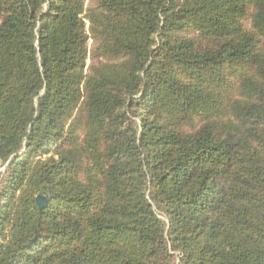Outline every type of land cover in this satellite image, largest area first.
<instances>
[{
  "label": "trees",
  "instance_id": "16d2710c",
  "mask_svg": "<svg viewBox=\"0 0 264 264\" xmlns=\"http://www.w3.org/2000/svg\"><path fill=\"white\" fill-rule=\"evenodd\" d=\"M0 162V264H264V0H0Z\"/></svg>",
  "mask_w": 264,
  "mask_h": 264
},
{
  "label": "water",
  "instance_id": "95a60500",
  "mask_svg": "<svg viewBox=\"0 0 264 264\" xmlns=\"http://www.w3.org/2000/svg\"><path fill=\"white\" fill-rule=\"evenodd\" d=\"M36 201L40 208L45 207L47 203V199L43 195L37 196Z\"/></svg>",
  "mask_w": 264,
  "mask_h": 264
},
{
  "label": "rangeland",
  "instance_id": "374dc122",
  "mask_svg": "<svg viewBox=\"0 0 264 264\" xmlns=\"http://www.w3.org/2000/svg\"><path fill=\"white\" fill-rule=\"evenodd\" d=\"M3 169L2 162H0V171Z\"/></svg>",
  "mask_w": 264,
  "mask_h": 264
}]
</instances>
